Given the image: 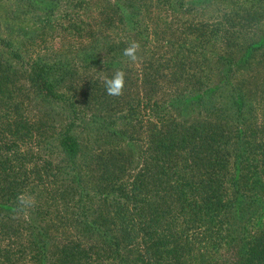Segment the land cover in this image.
<instances>
[{
  "label": "trees",
  "instance_id": "obj_1",
  "mask_svg": "<svg viewBox=\"0 0 264 264\" xmlns=\"http://www.w3.org/2000/svg\"><path fill=\"white\" fill-rule=\"evenodd\" d=\"M129 1L154 0L109 2L102 23L113 24L120 11L124 29L132 25L131 16L139 15L140 8L131 12L124 6ZM160 1L169 11L184 3ZM217 1L186 0L185 7ZM242 1L250 4L248 28L260 23L261 9L251 5L260 0ZM232 12L236 15L235 8ZM233 21L230 15L220 28L190 22L187 33L194 45L224 42L226 51L213 60L201 56L209 63L196 62L185 78L188 84L168 90V98L160 102L146 93L136 103L120 95L128 106L118 112L109 107V98L115 97L106 93L104 80L97 76L82 86L75 74L86 66L101 72L127 62L123 50L130 35L110 40L103 27L84 33L87 24L72 18V32L64 35L69 45L60 48L64 55L59 60H27L26 66H5L0 60V104L10 100L11 75L24 73L30 83L21 87L26 93L59 100L70 109L68 124L53 134L63 155L56 166L19 147L32 129L17 110L23 104L0 110V232L14 243L10 248L7 238L10 244L0 246L2 263L264 264V28L242 44L235 34L246 31L244 23L231 27ZM138 23L148 30V21ZM176 58L180 54L163 58L172 63L169 71L159 58L141 64L140 82L149 85L148 91H156L162 73L179 81L186 74H178ZM252 64L260 65L253 87L229 80L234 73H250ZM214 71L219 78L207 81ZM79 93L85 105H90L86 95L96 97L92 105L110 110L109 116L97 110L87 116L76 108L73 99ZM118 118L125 128L116 126ZM86 121L94 123L92 130L86 129ZM110 139L117 142L106 147ZM21 232L25 240L17 238Z\"/></svg>",
  "mask_w": 264,
  "mask_h": 264
},
{
  "label": "rangeland",
  "instance_id": "obj_2",
  "mask_svg": "<svg viewBox=\"0 0 264 264\" xmlns=\"http://www.w3.org/2000/svg\"><path fill=\"white\" fill-rule=\"evenodd\" d=\"M114 1L115 0H0V60H4L5 63L3 64H5V66L7 63L9 65L14 63L19 66L18 63L21 62H24V66H26L25 62L27 60H36L38 58H44L48 61L59 60V56L61 57L64 55L60 48H66L69 45L64 35L72 32V30L68 28L71 19L78 18L83 22V25L87 24L85 25L84 33L87 32L88 28L99 29L103 27L104 30L102 32H105L110 40H124L130 35L131 42H138L140 48L137 52V60L135 62L128 58L127 62H122V64H119L117 67H112L110 71L101 72L86 66L79 69L75 74V82L84 86L90 79H94L98 76L101 80H104L112 71L123 69L126 73V77L122 96L125 99L136 103L139 101L141 95H145L146 93L147 95H151L152 100L160 102L168 98V90H182L184 85L188 84L185 78L188 76V72L194 70L193 66L196 62H202L203 65H207L209 63L208 60H213L215 55L222 54L226 51L224 42H219L214 45L208 43L194 45L192 34L187 33L191 29L190 22L195 23L194 21L198 20L208 23L211 26L217 25V27L220 28L221 24L226 26V20L229 19L231 15L235 18V21L231 23V27L238 28V26L235 25L240 21L244 23L242 30L246 31H241L239 35L235 34L238 37V41H235L241 42L242 44L251 42L254 39L252 33L264 28V0L251 4L254 8H260L262 15L260 17V23H254L250 25L249 28L248 12L250 4H246V2L242 0H220L213 5H202V8L196 7L194 9L185 7L187 6L186 0H177L183 1V6L174 4L175 8L170 11L163 6L160 0H154L146 4H144L143 1H129L124 4V6H130L128 10L134 12V7L140 8V10L138 13L139 15L131 16L132 25L128 24L127 29H124L123 26L125 25L119 20L120 11L113 24L102 23V20L106 17L102 11L103 8L108 7V3H114ZM174 1L175 0H172L171 2ZM234 8L236 15L232 12ZM125 13L127 16H130L126 11ZM144 20L148 21V30H146L145 25L139 26L138 21ZM238 25L241 26V24ZM231 31L230 29V32ZM100 32L101 31H99V33ZM236 32H238V30ZM155 36H157L158 39H155ZM232 37L234 38V35ZM153 38L154 40L152 41ZM81 40L83 41L85 38ZM215 40L216 39L213 41ZM145 41L148 42L146 43ZM232 48L234 51L237 50L235 46ZM15 51L19 54L18 58L14 57L15 55L13 52ZM194 51L198 52L200 56L197 55L198 53H195L193 56L190 55L189 52ZM203 51L205 54L202 53ZM177 54H180V59L176 58V62L179 60L180 62H175V69L178 74H180V71L181 73H186L183 76L181 75L182 80L180 79L179 81V77L177 79L174 77L167 79L165 76L166 73H162L163 75L160 76V83L157 84L156 91L154 90V93L148 91L149 85L140 82L139 69L141 64L149 62V60L153 63L155 59L159 58V60H161V65L166 66L164 71H169L167 67H170L172 63L171 61L168 62L167 60H163V58L175 57ZM182 54L191 56L195 61L191 58H185V55ZM100 55L103 56L104 53ZM195 55L197 57H195ZM201 56L208 60H203L204 58L201 59ZM221 66L222 65H220V67ZM259 68L260 65L252 64V71L250 73H234V75H230L229 80H241L246 84L245 89H250L255 85V82L260 79L257 74ZM254 72H256V74ZM249 74L253 76L251 77ZM217 75V72H211L206 75L207 81L211 82L212 80H217L219 78ZM11 76L12 81L7 86L8 88H12V94L8 105H6L5 100L2 99L0 110H15L13 107L18 101L21 102L23 105L22 107L19 106L17 110L21 109L19 114H24L26 119H28L27 123L32 127L30 133L27 135V139L24 143H20L19 147L33 154L36 158L42 160L46 159L51 162L53 166L59 165V163L63 161V155L56 145L57 136L53 134L58 132L60 134L61 131H63V129L60 130V128L68 124L66 123L68 122L66 116L69 114L70 109L67 103L63 104L59 100L44 101L35 96L34 93H26L21 87L27 88L30 83L25 79L24 73H21L20 77L18 74L16 76ZM194 76L199 77L200 75L197 73ZM202 80H204L203 77ZM79 94L78 98L73 99L76 101V108L81 107L82 110H86L87 116H89V114H91V116L94 115L91 110L97 109L91 102L96 97L86 95L85 100L90 105H85L81 100L83 99L82 95L80 94L79 96ZM113 97H115V100L109 98L110 100L108 103L110 106L107 104H104V106H109L113 109L112 112L127 109L128 104L124 102L120 96ZM187 109L197 110L186 107V110ZM96 112V114H100L101 116H109L111 111L101 108ZM118 114L119 113H116L115 116ZM197 118L201 117L196 115L195 119ZM136 125L138 124L136 123ZM84 126H86V129L89 131L93 129L94 123L86 121ZM116 126L118 128H125L120 118L117 119ZM134 128H136V126H134ZM133 130V128H130V131L136 134ZM113 142L116 143L117 141L110 139L105 146L109 147ZM26 166L30 167V162H27ZM5 234L6 232H0V246L7 247L10 244L7 240L8 238L11 242L10 248H12L14 243L12 239ZM11 234L13 235V232ZM17 238L19 240H25L22 232ZM2 262V259H0V264H6ZM24 262V259L17 260L16 264H24Z\"/></svg>",
  "mask_w": 264,
  "mask_h": 264
},
{
  "label": "clouds",
  "instance_id": "obj_3",
  "mask_svg": "<svg viewBox=\"0 0 264 264\" xmlns=\"http://www.w3.org/2000/svg\"><path fill=\"white\" fill-rule=\"evenodd\" d=\"M139 48V43L132 41L123 50V55L135 62L137 60V52ZM125 77L126 73L123 69H117L111 77H106L104 79L106 93L110 96L122 95L125 87Z\"/></svg>",
  "mask_w": 264,
  "mask_h": 264
}]
</instances>
